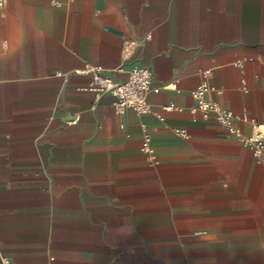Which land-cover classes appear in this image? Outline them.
<instances>
[{
  "label": "crops",
  "instance_id": "crops-1",
  "mask_svg": "<svg viewBox=\"0 0 264 264\" xmlns=\"http://www.w3.org/2000/svg\"><path fill=\"white\" fill-rule=\"evenodd\" d=\"M87 65L150 69L153 113L83 90ZM203 84L264 126V0H6L0 264H264V164L190 113Z\"/></svg>",
  "mask_w": 264,
  "mask_h": 264
},
{
  "label": "built area",
  "instance_id": "built-area-1",
  "mask_svg": "<svg viewBox=\"0 0 264 264\" xmlns=\"http://www.w3.org/2000/svg\"><path fill=\"white\" fill-rule=\"evenodd\" d=\"M5 4L6 0H0V11L3 10ZM136 46L137 44L134 42L125 41L123 43V55L125 57L129 56ZM111 72L121 73L123 70L121 67L108 70L102 66L87 65L82 70L76 71L79 75L91 76L90 81L83 90L93 93L96 99L106 94L114 98L112 107L117 114H123L127 110H132L139 115L153 113L147 98L150 93H158L159 88H152L153 75L150 69L133 67L126 71V78L120 82L113 80L109 76ZM207 92L221 93L220 90L207 87L204 84L199 86L190 94L195 102L194 107L190 109V113H200L205 120L212 117L217 124L251 151L257 163L264 164V126L246 116L235 115L222 109L216 102L205 98ZM162 110L180 111L181 109L169 104L162 106ZM77 119V117L72 118L67 123H74ZM237 122L249 123L252 128V134L249 136L242 135L240 129L236 126ZM142 129H144V126H142ZM175 133L180 137H186L183 130H175ZM141 150L150 161H155V155L150 146V138L146 133L143 136ZM1 263L8 264V260L2 259Z\"/></svg>",
  "mask_w": 264,
  "mask_h": 264
}]
</instances>
